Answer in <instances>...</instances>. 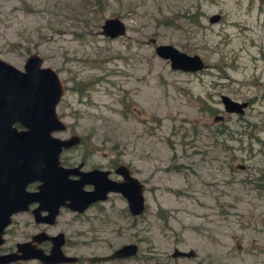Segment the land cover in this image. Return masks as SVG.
Returning a JSON list of instances; mask_svg holds the SVG:
<instances>
[{"label": "rangeland", "instance_id": "374dc122", "mask_svg": "<svg viewBox=\"0 0 264 264\" xmlns=\"http://www.w3.org/2000/svg\"><path fill=\"white\" fill-rule=\"evenodd\" d=\"M96 1L0 0V58L22 69L36 52L65 84L56 112L67 128L54 134L81 140L63 157L116 159L146 185L137 217L111 192L103 208L65 212L50 230L83 256L138 244L131 258L75 264H264V0ZM111 16L125 34L102 33ZM159 43L206 67L171 68ZM221 94L248 105L226 111ZM7 227L6 246L40 225L21 212ZM175 247L196 255L173 257Z\"/></svg>", "mask_w": 264, "mask_h": 264}, {"label": "water", "instance_id": "95a60500", "mask_svg": "<svg viewBox=\"0 0 264 264\" xmlns=\"http://www.w3.org/2000/svg\"><path fill=\"white\" fill-rule=\"evenodd\" d=\"M219 19V13L209 17L210 22ZM101 27L102 33L111 38L126 32V25L119 16L105 18ZM155 52L169 60L173 69L195 72L206 67L199 54H189L171 43L156 44ZM42 63L43 57L36 52L26 57L22 69L0 58V244L3 242V229L11 222L12 213L26 209L33 200L54 204L50 221L61 204L83 211L91 202L105 198L108 192H118L124 196L133 215H139L145 209L146 185L130 173L126 164L116 168L123 176L121 180L109 179L108 170L99 168L80 172L79 179L69 177L75 168L61 165L59 156L63 148L78 144L81 138L77 134L68 137L54 134L67 128L56 112L65 84L56 69ZM220 99L225 110L230 112L242 113L248 105V101L235 100L227 94H221ZM34 180L41 181L39 191L26 190L27 184ZM85 183H93L94 189L84 190ZM44 237L51 238L45 233H38L33 240ZM60 243L52 247L50 254H46L31 246L30 241L17 242L15 252L0 253V263L33 257L45 263L76 259V256L63 254ZM137 251L136 242H126L109 254L92 255L88 259L103 261L133 257ZM171 255L194 257L196 252L194 249L175 247Z\"/></svg>", "mask_w": 264, "mask_h": 264}, {"label": "flooded vegetation", "instance_id": "af4514ba", "mask_svg": "<svg viewBox=\"0 0 264 264\" xmlns=\"http://www.w3.org/2000/svg\"><path fill=\"white\" fill-rule=\"evenodd\" d=\"M70 135H72V134H70ZM70 135H68V136H70ZM68 136H66V137H68ZM72 147H74V146L63 148V150L61 151L60 156H59L61 165L65 166V167L73 168V169L75 168L73 170V172H71L69 174L70 178L79 179L80 178V172L89 171V170L94 169V168H99V169H103V170H108L107 177L109 179H114V180L123 179L122 174L117 172L116 168L120 164H124V163L118 162V161H116V159L112 158V159H110V163L105 167L100 166V165L88 166L87 165L88 158L86 156L80 158L77 162H75L73 159L70 160L69 157H63V152L66 150L72 149ZM128 168H129V166H128ZM129 170H130V173L133 174L130 168H129ZM40 183H41V181H39V180L31 181L27 184L26 190L31 191V192L39 191V184ZM83 189L84 190H93L94 189L93 183H85L83 185ZM109 193H111V192H108L105 198H100V199H97V200L91 202L89 205H87L84 208L83 211H77L75 209L70 208V206H68L67 204H61L60 206H58V208H57L58 211H57V213H56V215L52 221H50V219H51L50 213L54 208V204H51V202H48V201H41V202L39 200L30 201L28 203V206L26 209H22V210H19V211L12 213L11 222L14 221V216H16V214L24 212V213H29L30 215H32L33 220H34V224L36 226L40 225V227L37 230H35L34 232L30 233V235L27 238L20 240V241H15L13 244H10L7 246L5 245L6 244V235L9 233V228L7 226L11 222L8 225H6L3 229L4 230L3 235H2L3 242L0 244V253L15 252L17 250V242L30 241L31 246L41 249L46 254H50L52 247L54 245H57V243L59 244L61 241L60 249L63 252V254L68 255V256H76V259L68 260V261H62V262L59 261V262L45 263L42 260H40L36 257H33V258H29V259H16L13 261H9L7 263H0V264H19V262H22L25 260H36L38 262V264H75V263H82L85 260H87L90 263L100 262V261H90L88 258H89V256H92V255L83 256L81 254L69 253V251L67 249L69 247L73 246L75 243L72 241H69V238L66 236L65 230L58 228L57 230L51 231L50 228H51V226H57L58 225V217H60L65 212H68L73 219H77V218H80L82 213L87 208H90L91 206L99 205L101 208H103V206H101V203L108 199ZM115 193H118V192H115ZM122 197L124 198V196H122ZM66 202H68V201H66ZM126 203H127V201H126ZM145 207H146V205H145ZM127 209H128V206H127ZM101 213L106 214L107 212L102 211ZM128 213L133 217H137L140 215V214L139 215H133L129 209H128ZM38 233L39 234L45 233V235L51 236V238L50 237H44V238H41L39 240H36V239L33 240V236L38 234ZM53 236L57 237V238H54ZM117 247H115V248H117ZM16 253L19 254L20 252H16ZM93 255H99V254H93ZM131 257L113 258V259L103 260V261H114V260H121V259L131 258Z\"/></svg>", "mask_w": 264, "mask_h": 264}, {"label": "trees", "instance_id": "16d2710c", "mask_svg": "<svg viewBox=\"0 0 264 264\" xmlns=\"http://www.w3.org/2000/svg\"><path fill=\"white\" fill-rule=\"evenodd\" d=\"M100 0H97L96 2H99ZM81 89H82V87L80 86V87H78V91H81ZM208 109H209V112L210 113H213L214 112V110L212 109V107H208Z\"/></svg>", "mask_w": 264, "mask_h": 264}]
</instances>
